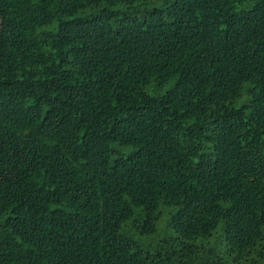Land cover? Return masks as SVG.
Returning <instances> with one entry per match:
<instances>
[{
  "label": "trees",
  "instance_id": "trees-1",
  "mask_svg": "<svg viewBox=\"0 0 264 264\" xmlns=\"http://www.w3.org/2000/svg\"><path fill=\"white\" fill-rule=\"evenodd\" d=\"M0 264H264V0H0Z\"/></svg>",
  "mask_w": 264,
  "mask_h": 264
},
{
  "label": "rangeland",
  "instance_id": "rangeland-1",
  "mask_svg": "<svg viewBox=\"0 0 264 264\" xmlns=\"http://www.w3.org/2000/svg\"><path fill=\"white\" fill-rule=\"evenodd\" d=\"M164 225H165V222L162 221V222L160 223V230L163 229ZM142 243H143V246H144L145 248H147V247H150L151 245H153L154 240H153V238H147V239L143 240Z\"/></svg>",
  "mask_w": 264,
  "mask_h": 264
}]
</instances>
